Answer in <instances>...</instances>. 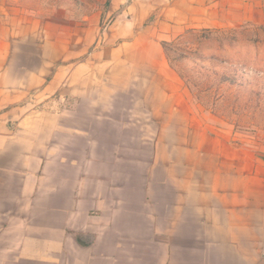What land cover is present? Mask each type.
Here are the masks:
<instances>
[{
  "label": "crops",
  "instance_id": "0c3cea01",
  "mask_svg": "<svg viewBox=\"0 0 264 264\" xmlns=\"http://www.w3.org/2000/svg\"><path fill=\"white\" fill-rule=\"evenodd\" d=\"M235 1L106 0L42 31L52 83L6 105L0 91V264H264V166L178 164L176 149L162 165L130 105L27 101L72 95L97 72L89 46L160 45L240 12Z\"/></svg>",
  "mask_w": 264,
  "mask_h": 264
},
{
  "label": "rangeland",
  "instance_id": "374dc122",
  "mask_svg": "<svg viewBox=\"0 0 264 264\" xmlns=\"http://www.w3.org/2000/svg\"><path fill=\"white\" fill-rule=\"evenodd\" d=\"M105 2L0 0L2 105L9 95L25 88L35 94L52 83L59 63L46 60L40 46L48 25L80 21ZM238 3L240 12L226 8L217 25L186 28L160 45L89 46L81 59L93 54L90 68L97 72L78 80L72 95L61 98L56 91L45 101H27L130 105V118L144 120L130 127L144 132L146 154L152 145L162 165L176 149L178 164L186 158L198 166L260 169L264 158L258 163L255 157H264V0ZM151 135L158 141H148Z\"/></svg>",
  "mask_w": 264,
  "mask_h": 264
}]
</instances>
